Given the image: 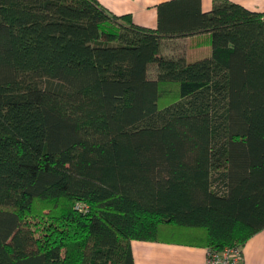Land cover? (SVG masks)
I'll return each mask as SVG.
<instances>
[{
  "label": "trees",
  "instance_id": "obj_1",
  "mask_svg": "<svg viewBox=\"0 0 264 264\" xmlns=\"http://www.w3.org/2000/svg\"><path fill=\"white\" fill-rule=\"evenodd\" d=\"M262 228L264 11L166 0L149 28L0 0V264H136L134 239L221 250Z\"/></svg>",
  "mask_w": 264,
  "mask_h": 264
},
{
  "label": "crops",
  "instance_id": "obj_2",
  "mask_svg": "<svg viewBox=\"0 0 264 264\" xmlns=\"http://www.w3.org/2000/svg\"><path fill=\"white\" fill-rule=\"evenodd\" d=\"M115 15H130L142 26L155 28L157 5L166 0H97ZM213 0H200L203 11H208ZM250 10L264 11V0H230ZM173 41V40H170ZM207 42V34L174 39L173 43L189 42L193 50ZM131 250L136 264H205L206 247L151 240H132ZM243 264H264V228L254 233L242 247Z\"/></svg>",
  "mask_w": 264,
  "mask_h": 264
},
{
  "label": "built area",
  "instance_id": "obj_3",
  "mask_svg": "<svg viewBox=\"0 0 264 264\" xmlns=\"http://www.w3.org/2000/svg\"><path fill=\"white\" fill-rule=\"evenodd\" d=\"M205 264H243L242 248L225 246L221 250L206 248Z\"/></svg>",
  "mask_w": 264,
  "mask_h": 264
},
{
  "label": "rangeland",
  "instance_id": "obj_4",
  "mask_svg": "<svg viewBox=\"0 0 264 264\" xmlns=\"http://www.w3.org/2000/svg\"><path fill=\"white\" fill-rule=\"evenodd\" d=\"M204 45H205V44H202V46H204ZM38 220H39V219H37V218H32V219H31L32 222H37Z\"/></svg>",
  "mask_w": 264,
  "mask_h": 264
}]
</instances>
